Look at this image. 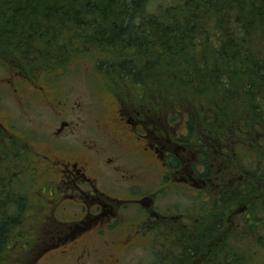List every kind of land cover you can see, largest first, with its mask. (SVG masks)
<instances>
[{
    "label": "trees",
    "instance_id": "trees-1",
    "mask_svg": "<svg viewBox=\"0 0 264 264\" xmlns=\"http://www.w3.org/2000/svg\"><path fill=\"white\" fill-rule=\"evenodd\" d=\"M153 2L0 0V64L31 79L75 53L96 54L100 68L108 57L98 55L114 54L106 67L143 87L128 93L138 107L188 119L184 140L201 146L200 161L239 164L229 162L232 181L209 182L208 200L190 207L196 221L160 232L155 243L174 264H264V0H170L152 9ZM4 166L0 264L16 258L12 237L28 201ZM233 217L239 224L227 228Z\"/></svg>",
    "mask_w": 264,
    "mask_h": 264
},
{
    "label": "flooded vegetation",
    "instance_id": "flooded-vegetation-1",
    "mask_svg": "<svg viewBox=\"0 0 264 264\" xmlns=\"http://www.w3.org/2000/svg\"><path fill=\"white\" fill-rule=\"evenodd\" d=\"M31 80L35 81L33 78ZM18 83L14 81L12 85ZM36 84L40 87L38 93L41 95L45 87L40 86L39 82ZM117 102L115 115L110 117L111 129L108 132L94 117L93 111H100L96 103L87 105L82 100L67 102L61 98L44 102L42 109L47 111L53 107L52 114L56 121L54 130L44 140L55 152L70 150L78 157L63 160L51 155L49 149L33 152L27 147V151L23 149L27 166L22 163L20 167L19 161L16 165L12 159L4 158L7 163L2 174L8 181L11 177L13 181L17 179L20 182L22 172L33 162L41 163L47 172L48 178L43 181L48 183L43 184V190H50L45 207L51 208V211L37 217L38 227L47 228L52 224L47 222V217H54L56 223L53 225L71 223L68 228L77 231L71 237L69 234L59 235L56 241H52L58 245L66 244L67 240L76 241L86 237L92 242L107 244L111 249H129L135 241L134 237L141 231L145 236L151 235L152 239L160 232L175 234L172 224L186 216V213L173 207L160 212L156 203L159 194L172 192L177 186L187 187L191 191L203 188L206 192L209 191V182L219 187L217 185L232 181L233 176L228 175L231 172L228 169L231 166L229 162L217 163L212 160L204 163L200 161V151L194 150L192 140H184L189 135L188 119L166 118L158 112L138 107L136 103L129 104L126 101L127 104L122 105L121 101ZM148 111L157 118L150 119ZM11 127L16 128L13 125ZM7 133L8 138L0 129V139L5 143L0 144V160L4 157L1 153L6 155L11 143L19 145L18 139H15L17 135L11 130ZM32 156L36 158L32 159ZM154 170L159 172L156 183L152 180ZM3 186L5 192H9V184ZM165 186L168 187L165 189ZM58 205L67 214L71 208L74 209L72 219L63 220L57 218L55 213H50ZM134 207H138L142 213L139 212L142 219L136 220L138 223L125 216L128 208ZM187 211L194 214L190 208ZM65 216L69 218V215ZM183 225L186 228L188 226L185 223ZM47 231L50 232L49 229ZM93 253L91 249H83L87 258ZM109 258L119 264L121 253L110 255ZM96 264L107 263L99 257Z\"/></svg>",
    "mask_w": 264,
    "mask_h": 264
},
{
    "label": "rangeland",
    "instance_id": "rangeland-1",
    "mask_svg": "<svg viewBox=\"0 0 264 264\" xmlns=\"http://www.w3.org/2000/svg\"><path fill=\"white\" fill-rule=\"evenodd\" d=\"M166 1L169 2L170 0H154L152 9H154L158 3H166ZM88 53L89 52L73 54L66 65L55 67L53 71L52 69L45 68L38 69L40 72L36 73H39V77L35 78V75L33 76L35 81L26 79V75L12 69V67H4L0 64V123L2 124L0 125V129L6 133L4 135L6 138H8V130L13 131L17 135L15 139H18L17 143H19V145H13V143H11L6 149V155L1 153V156L3 155L4 157L0 160V163L6 164L7 162H4V158L7 157L8 160L12 159V161L15 162L14 164L19 161L20 167H22V163H26L27 166L26 160L24 161L25 151L23 150L25 149L27 151V147L33 152L34 150L42 152L45 149H49L51 155L54 154L53 156H57L63 160L78 157V155H75L70 150L67 152H55V149L48 146L47 142L44 140L45 138L47 139V136L51 134L56 126V121L52 114L53 107H49L47 111L43 110L42 106L44 102H50L54 99L61 98L67 102L77 99L82 100L87 103V105L96 103L100 111H93L95 113L94 117L98 119L99 125H102L105 132L111 129L110 117L115 115L114 110L119 103L117 101H121L122 105H124L123 103L127 104V102L129 104H134L128 96L129 91L135 94V92H141L143 87H139L136 84L130 85L129 79L124 83L120 76L114 74L112 70L106 67L107 63L115 58V55L112 53L99 54V58L105 57V55L108 57V59L105 57V60H103L106 66L100 68V59L97 61L96 54ZM49 70L52 71V73ZM11 78H13V80H11ZM14 81L19 83L17 85H12ZM36 82H39L40 86L44 85L45 87L41 95L38 93L40 87H37ZM15 89L17 90L15 91ZM27 102L30 103V105H28ZM147 116L150 119L157 118L154 113L149 111ZM12 125L16 128L13 129L11 127ZM180 131H182V129ZM192 141L194 143V150L198 152L201 146L198 147L194 139H192ZM0 144L5 143L0 139ZM34 158H36V156H32V159ZM229 162L238 164L236 158L229 160ZM13 169L16 170L15 167ZM46 177L48 178L47 172L41 167V163L33 162L32 166H28V168L22 172L19 182V194H25L28 201L25 206L27 209L25 210L23 225L20 229L14 231V236L12 237L13 246L10 253L11 256H16V258L14 261L13 259H2L1 264H96V260L99 257L105 259L107 264H115L109 256L118 252L121 253L119 264H168L170 261L174 264V259H168V250L164 253L162 251L164 249H162L161 245L155 243L151 235L145 236L143 231H141L138 236L134 237L135 241L132 245L130 244L131 246L129 249L121 247L111 249L107 244L103 245L96 241L92 242L91 240L85 239L86 237L76 241L67 240L65 241L66 244L58 245L52 242L54 239L56 241L59 235L65 236L69 234L71 237V235L75 234L77 231L68 228L71 223L57 222L58 225H53V223H56L53 219L54 217H51L52 220L47 217V222L52 223L48 226L50 228L47 227L50 232L47 231V228L40 229V227H38L37 217H40V214H46V212L51 211V208L45 207V200L47 197H50V190H43V184L48 183L46 180L43 181ZM158 178L159 172L154 170L152 174L153 182L155 181L156 183ZM15 187L18 188L17 185H15ZM167 187L168 186H165V189ZM203 192V189H194L191 191L187 189V187L177 186L172 189V192H163V194H159L156 203L160 212H165L169 207H173L180 208L186 213V216L176 221L175 224H172L174 231L186 228L183 223L189 226L191 222L196 221L195 217L190 215L187 209L190 207L195 208L198 202L204 201L202 198H205ZM205 200H208V197L207 199L205 198ZM55 207L56 208L50 213H55L57 218L63 220L72 219L71 216L74 209L71 208L70 213L67 214L60 209V205ZM139 212L142 214L138 207L128 208L125 212V216L136 221L140 218L142 219V215H140ZM65 215H69V218ZM239 221L240 218L233 217L229 222L231 226L227 224V228L237 226ZM135 223H138V221ZM168 233L171 234L170 232ZM169 234L165 233L164 235L168 236ZM228 237H231V235ZM216 241L219 242L218 240ZM236 241L244 248L251 246L250 242L243 238L237 239ZM84 248L91 249L94 253L87 255V258L86 255L83 254ZM253 248H255V246H253ZM158 255L160 256L158 257ZM92 256L94 258H92Z\"/></svg>",
    "mask_w": 264,
    "mask_h": 264
}]
</instances>
